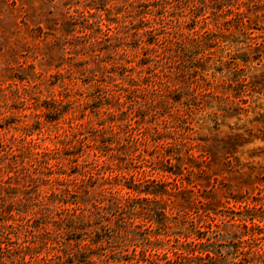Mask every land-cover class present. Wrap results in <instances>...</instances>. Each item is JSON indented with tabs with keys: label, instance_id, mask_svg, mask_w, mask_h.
<instances>
[{
	"label": "rangeland",
	"instance_id": "1",
	"mask_svg": "<svg viewBox=\"0 0 264 264\" xmlns=\"http://www.w3.org/2000/svg\"><path fill=\"white\" fill-rule=\"evenodd\" d=\"M82 262L264 264V0H0V264Z\"/></svg>",
	"mask_w": 264,
	"mask_h": 264
},
{
	"label": "trees",
	"instance_id": "2",
	"mask_svg": "<svg viewBox=\"0 0 264 264\" xmlns=\"http://www.w3.org/2000/svg\"><path fill=\"white\" fill-rule=\"evenodd\" d=\"M154 44H156V43H154ZM62 209H63L64 212H66V211L69 210L68 207H63ZM66 218H67L68 220H74V219H76L75 215L72 214L71 209L69 210V213L66 215ZM82 263H83V262H82ZM83 264H84V263H83Z\"/></svg>",
	"mask_w": 264,
	"mask_h": 264
}]
</instances>
